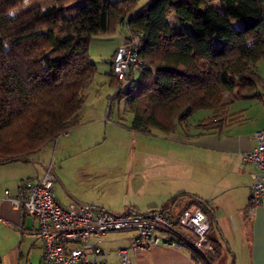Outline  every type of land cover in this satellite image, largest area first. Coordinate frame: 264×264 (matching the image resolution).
Listing matches in <instances>:
<instances>
[{
  "label": "trees",
  "instance_id": "trees-1",
  "mask_svg": "<svg viewBox=\"0 0 264 264\" xmlns=\"http://www.w3.org/2000/svg\"><path fill=\"white\" fill-rule=\"evenodd\" d=\"M21 2L0 0V164L29 159L79 123L96 72L90 40L118 25L127 28L125 42L138 37L143 60L127 86L114 76V53L108 74L113 99L123 98L132 112V129L168 132L208 109L201 125L211 131L237 120L228 110L233 100L260 96L255 66L264 59V0H84L70 17L71 0L12 14ZM172 208L164 212L172 215ZM212 243L207 254L186 247L193 264H217L223 246Z\"/></svg>",
  "mask_w": 264,
  "mask_h": 264
},
{
  "label": "crops",
  "instance_id": "crops-1",
  "mask_svg": "<svg viewBox=\"0 0 264 264\" xmlns=\"http://www.w3.org/2000/svg\"><path fill=\"white\" fill-rule=\"evenodd\" d=\"M140 1L145 3L148 0ZM127 34L118 41L113 53L125 43ZM133 75L137 78L138 74ZM114 96L115 90L104 110L99 106L91 111L81 105L78 110L79 123L62 132L49 145H54L55 154L59 152L58 165L61 166L65 159L72 160L78 165L79 171L69 183L61 176L58 177V172L54 173L53 162H50L53 166V189L58 202L62 205L74 204L78 208L87 205L96 210L118 214L125 210L161 209L176 197L171 207L173 214L194 201L199 203L190 197L192 195L205 202V207L200 205L210 218L211 229L217 230V235L210 237L223 246L217 264H264V204L252 213H247L250 186L258 170L243 159V153L255 146L253 132L264 128V122L247 130L241 125V118L230 112L237 120L224 122L218 129L205 131L201 123L211 114V110L200 109L206 110L207 114H203L197 121H188L191 115L187 120L177 123L171 131L152 128L150 133H145L131 128L133 115L127 121L119 115L110 119ZM250 98L260 99L262 96L260 94L259 97ZM127 110L132 114L128 107ZM108 127L113 128L109 131ZM116 127L120 129V136L128 132L130 139L139 144L137 161L130 155L127 168L118 175L92 171L91 160H80L79 154L92 151V146L106 138L107 131L109 139H114ZM18 162L15 160L3 165L28 171V168H23L25 166L16 164ZM43 164L41 167L44 168ZM35 171V177L27 175L30 173H22L5 188L0 186V264H40L42 250L41 239L37 235V220L25 215L21 209L14 208L4 198V190H8L12 196L17 193L22 180L38 179L43 175L37 168ZM95 175L101 179L97 180ZM56 180L60 188L56 186ZM113 181L119 185L110 186ZM227 211L234 214L232 220L239 240L236 247L230 241L231 235L223 224ZM111 233L120 234L115 239V245L108 243H113L107 239ZM132 235L131 231H114L101 236V259L107 264H193L188 248H177L162 242L135 252L129 250L128 262L123 263L117 249L128 247ZM228 242L229 245L231 242L230 247Z\"/></svg>",
  "mask_w": 264,
  "mask_h": 264
},
{
  "label": "built area",
  "instance_id": "built-area-1",
  "mask_svg": "<svg viewBox=\"0 0 264 264\" xmlns=\"http://www.w3.org/2000/svg\"><path fill=\"white\" fill-rule=\"evenodd\" d=\"M138 37L118 46L112 59V70L118 81L141 71L143 60L137 52ZM255 146L243 153V159L258 172L250 186L247 213L264 204V128L253 132ZM52 164L44 166L38 179H24L18 191L4 198L25 215L38 222L41 239L40 264H107L101 259L100 237L108 232L131 231L128 247L117 249L123 263L128 262L129 250L135 252L158 242L177 248L189 247L201 254L212 251L211 221L207 212L191 203L172 215L161 209L146 211L125 210L112 213L90 207L62 205L53 189Z\"/></svg>",
  "mask_w": 264,
  "mask_h": 264
},
{
  "label": "rangeland",
  "instance_id": "rangeland-1",
  "mask_svg": "<svg viewBox=\"0 0 264 264\" xmlns=\"http://www.w3.org/2000/svg\"><path fill=\"white\" fill-rule=\"evenodd\" d=\"M69 2V1H68ZM84 0H71L70 4L65 7V13L67 16H72L75 14V11L78 7L82 6ZM143 2H138V5ZM57 4V0H22L20 4H18L15 8H13L10 12L12 14L19 13L27 8L32 6H40L42 8H47ZM175 16L174 14L169 15L168 20L172 24H174ZM234 27L239 26L240 21L238 19H229ZM127 34V29L125 25L116 26V30L112 33L100 34L94 36L89 43L88 46V54L89 59L95 63L96 72L93 77L91 83L85 89V101L83 105L90 109L94 110L95 107L105 108L107 104V100L113 96L115 87L109 84V72L111 69V58L114 48L116 47L118 41L121 40L122 36ZM255 69L259 76V82L257 83L256 92L260 93L262 98H239L233 100L229 104V112L235 113L241 118V122L245 129H252L254 126L264 122V59L259 60L256 63ZM128 79H124L121 82V87L128 85ZM250 98V99H249ZM262 100V101H261ZM102 104V106L100 105ZM142 107V106H141ZM203 114H207L206 110H198L192 114V116L188 119L190 122L197 121ZM124 117L125 121L130 120L132 114L127 110V105L124 99H115L111 105V114L109 116L110 119L116 118L117 116ZM124 121V120H122ZM113 127H108L110 131ZM117 128V132L115 131L114 139H109L108 131L106 134V138L101 140L100 143L92 146V151H87L86 153L79 154L80 160L85 158L90 159V166L92 171L101 172L105 174L109 172V174L118 175L120 172H123L124 169L127 168V164H129L128 160L130 159V155L136 162L139 154V144H135L134 140L130 139V135L128 132L124 133L125 135L120 136L118 134L119 128ZM124 132V131H122ZM104 130L102 129V137H104ZM54 146V145H53ZM53 146H45L41 150L30 155L29 163L18 162L16 164H20L19 166H25L23 168H28V171L25 169L19 171L12 169L11 165L2 164L0 165V186L3 188L6 187L8 183H12L19 175L22 173H30L27 174L30 177L36 176L35 168L39 173H44V168L41 167L48 165L51 161L54 165V173L58 172V177L61 176L64 181L71 183L76 174L79 173L78 165L74 164V162L68 159L62 161L61 166L59 164V152L54 153ZM74 157V156H73ZM78 157V156H77ZM39 159V160H37ZM53 159V160H51ZM34 161L35 163H31ZM23 164V165H22ZM38 164V165H34ZM27 166V167H26ZM60 166V167H59ZM30 169V171H29ZM60 173V174H59ZM24 174V175H25ZM97 176V175H95ZM27 177V176H26ZM101 177L97 176V180H100ZM119 183L112 182L110 186L117 187ZM56 186L60 188L59 181L56 180ZM119 211V210H118ZM117 212V211H116ZM234 214L232 212L227 211L225 219H223V224H225L226 229L231 235L232 243L234 247H236L238 240V233L235 230V226L233 224ZM217 230H211L210 235H217ZM232 231V232H231ZM120 234L111 233L108 234L107 239L109 241H113V243L108 242L111 245H115L117 241L116 238H119ZM211 239V237H210ZM212 240V239H211ZM229 245V242H228ZM231 246L230 245L228 247ZM233 259V255H232ZM231 259V260H232Z\"/></svg>",
  "mask_w": 264,
  "mask_h": 264
},
{
  "label": "water",
  "instance_id": "water-1",
  "mask_svg": "<svg viewBox=\"0 0 264 264\" xmlns=\"http://www.w3.org/2000/svg\"><path fill=\"white\" fill-rule=\"evenodd\" d=\"M18 160H19V161H25V162L30 161L29 159H25V158H19ZM190 197H192L193 199L198 200L203 206H206L205 202H203L202 200H199V199L195 198V197L192 196V195H191ZM175 200H176V197L173 198V199L169 202V204H168L166 207L161 208V210H165V209H169V208H171L172 205L174 204ZM80 206H82V207H88L87 205H80ZM212 215H213V214H212ZM214 222H215V221H214ZM215 223H216V222H215Z\"/></svg>",
  "mask_w": 264,
  "mask_h": 264
}]
</instances>
